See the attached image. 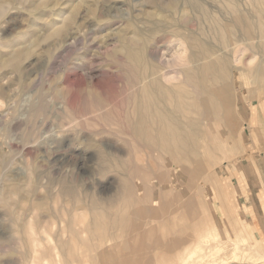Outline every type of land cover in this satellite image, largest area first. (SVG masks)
<instances>
[{"label":"rangeland","instance_id":"1","mask_svg":"<svg viewBox=\"0 0 264 264\" xmlns=\"http://www.w3.org/2000/svg\"><path fill=\"white\" fill-rule=\"evenodd\" d=\"M64 1L39 0L42 3L37 7H51L53 13L59 6H65ZM152 1L71 0L65 6L69 14L73 11V20L68 21L65 27V32L75 36L70 45L60 48L57 37L47 38L43 35V27L38 25L34 28L35 34L29 38L30 42L28 39L29 43L24 44L30 48L31 53L21 63L20 70L16 72L0 67V264L31 263L33 252L26 236L28 224L33 227L39 243L36 252L46 263L56 259L57 264L66 263L67 260L68 264H82L83 260L72 261L69 255L71 234L74 232L79 237L82 236V240L90 238L82 230V225L92 221L94 210L109 213L108 207L109 210L112 207L109 216H114L117 212L114 210L123 204L124 199L122 200V194L118 191L125 183L134 186L135 195L132 200L135 203L142 200V194L134 180L133 167L136 164L145 165L147 160L149 161V151L140 146L137 153L138 146L129 135L128 128L129 119H132L130 109L133 95L138 93L139 84H135L138 82L133 69L125 65L122 53L117 51L120 49L119 36L130 39L138 32H142L140 36L142 34L141 37L147 39L148 62L170 76L182 68L191 52L196 51L186 42L189 33L195 34L199 39L201 36V42L209 41L206 44L212 49L214 60H226L225 70L221 71L220 65H217L219 74H228L226 81L220 80L217 86L229 87L232 105L229 112H223V118L219 121L195 117L197 128L205 136L200 139L203 145L201 155H204L201 159L202 172L205 174L196 178V189L193 188L196 191L197 188L203 187L205 191L199 194L201 204L196 207L199 208L198 216L191 217L177 205L175 207V204L171 205L173 209L166 205L165 202L174 198L176 192L173 194L160 191L150 197L149 204L143 205L141 202L142 204L132 208L133 211L130 210L140 212L146 208L149 212H154L155 219L150 220L155 221L151 222L148 218L136 221L138 230L146 231L147 228V231H155L153 239L156 238L155 240H159L165 247L173 241V237H178L185 241L184 247L169 252L164 248H154L150 238L138 239L137 243L131 245L134 247L133 264H181L189 256L191 258L187 264H211L221 260L230 264L231 258V264H264V259L258 258L264 257V242L255 238V229L250 220L251 213L245 214L247 211L243 199H238L240 181L245 178H259L261 167L257 160L260 152H264V136L255 134V130H251V125L248 124L250 113H254L257 106L264 101V80H257V71L264 72V38H260V27L257 25L259 18L253 13V7L249 6L251 3L248 0H238V3L237 0H155L157 7L151 5ZM168 2L176 3V7L169 9ZM189 2L198 3L204 8L203 12L191 7ZM29 3L30 0L8 1L6 12L0 18V42L9 41L18 32L26 29L34 14L31 15L29 9L27 10ZM233 5L247 17L251 23V32L255 34H248L245 25L241 27L242 24L237 25L236 31H233V27H230L233 26L235 17L232 13ZM44 7L37 10V13L40 14ZM210 12L215 13L212 15ZM227 12L230 15H227ZM206 14L211 15L207 17ZM51 15L50 11L45 15L43 13L40 18L48 22ZM261 19L264 23V16ZM221 24L227 28L224 32L220 28ZM236 41H241L238 44L240 46L234 43ZM219 43L223 44L219 46ZM242 43L245 44L241 45ZM249 43L255 50L249 47ZM222 45L227 49H223ZM242 65H245L244 68ZM37 105H41L42 110L33 115L32 107ZM99 107L102 108L98 110ZM180 121L183 124L187 122L183 117ZM134 146L136 149L132 152ZM205 148L206 151H211V160ZM118 150L129 156L126 158L116 152ZM137 157L143 159V162L139 163ZM186 166L189 171L194 169L191 163L189 167ZM242 188L245 191L243 186ZM194 191L188 193L186 199L183 198L184 201L193 197ZM243 191L241 189L240 193ZM154 204H158V207L160 205L159 209ZM81 220L83 223L79 224ZM142 220H146V223H142ZM109 229L111 234L108 233V236L112 238L109 248L114 253V258L119 261L128 258L131 252L130 246L127 248L129 231L126 233L121 229ZM125 237L127 239H124ZM61 243L66 247V251ZM105 243L107 240H104L102 248H105ZM208 243L210 245H207ZM242 259H246V262ZM44 261H41V264L45 263ZM83 263L88 264L85 261Z\"/></svg>","mask_w":264,"mask_h":264},{"label":"bare ground","instance_id":"2","mask_svg":"<svg viewBox=\"0 0 264 264\" xmlns=\"http://www.w3.org/2000/svg\"><path fill=\"white\" fill-rule=\"evenodd\" d=\"M8 1L9 0H0V18L6 12V7H7L6 5L8 4ZM69 1H71V0H65L64 1L65 6H66V3H68ZM79 1L86 2V0H79ZM248 1L251 3V4H249V2H248L249 6L252 5V7H253V9H252L253 13L256 15V17L259 18L258 24L257 23L256 24L260 27L259 31H260V35L262 36L260 38H264V23L262 21L263 19H261L264 16V0H248ZM42 2H39V0H30V3H29V6H28L27 10L29 9V12L31 13V15L34 13L32 19L30 18L31 22L28 24L26 29H24V30L18 32V34L14 35L15 37L13 39H11L9 41L6 40V41H3V42H0V67L6 68V69H9V70H13V71H16V72L18 70H20L19 67L21 66V63L24 62L23 60L26 59L27 57H29V55L31 53L30 48L27 47V45L25 46L24 44L30 42L31 39H29V38H31L33 36V34H35L34 33V30H35L34 28H36V26H38V25L43 27V30H44V34L43 35L46 36L47 38H52L54 36L57 37V39H56L57 42H59L61 44L60 48H64L67 45H70L71 40H73V39L75 40V36H74L73 33L65 32L66 23L68 21H70V20L71 21L73 20V18H72L73 11H71L70 14H69V12H68L69 10L67 8H65V6H61V7L59 6L58 8L53 10V13H52L51 7L48 8V6H45V7L43 6L44 10L41 11L40 14H38L37 10H40L43 7H41L39 9L37 7V5L38 4L41 5ZM168 3H169V5H168L169 9H174L176 7L175 6L176 3H173V2H171V3L168 2ZM236 3H238V0H237ZM151 5L157 7L158 3L155 0H153L151 2ZM190 5H191V7L198 8L197 9L198 11L202 10V12H203L204 8L200 7V5L198 3L191 2ZM217 5L218 4H216L215 6H217ZM222 5L223 4H221V6ZM227 5H229V4L227 3ZM230 6H229V9L231 10ZM249 6H247V7H249ZM72 7H73V5H72ZM223 7H225V5ZM241 7H242V5H241ZM229 9H228V11H230ZM248 9L250 11V8H248ZM208 10H210V9H208ZM224 10L227 11V9H225V8H224ZM50 11H51V14H52L51 15V19L48 20V22L43 21V19L40 18V17H42L41 15H43V13L45 15V13H49ZM192 12H193V10H192ZM202 12H200V13H202ZM216 12H218V11H216ZM210 13L212 14V12H210ZM222 13L223 12H221V14ZM227 13H229V12H227ZM232 13H233V15H235L234 20L232 21V22H234V24H233V26L232 25L230 26V27H233V31H236L235 29H236L237 25L242 24L243 26L241 25V27L243 28L244 25H245V29H246V32L248 34L253 32V31L251 32V30H252V27L250 26L251 23L247 20V17L245 15H243L241 12H238V9H237L236 5L232 6ZM249 13L251 15H253L252 12H249ZM211 14H206V16L207 15L209 16ZM227 15H230V13L227 14ZM210 17H209V19H210ZM227 17H229V16H227ZM227 19L229 20V18H227ZM199 20H201V19H199ZM207 21H209V20H207ZM253 21H254V19H253ZM211 22H212V20L210 21V23ZM225 23H226V21L224 22V24ZM214 25H215V22H214ZM218 28H219V26H218ZM218 28H217V30H218ZM220 28H222V32L227 30V28L223 27V25ZM256 28H258V27H256ZM150 30L152 31V29H150ZM154 31H155V29H154ZM208 31L210 32V30H208ZM219 31H220V29H219ZM246 32H245V34H246ZM140 33H142V32H140ZM140 33L138 32V34H136L133 38H130V39H126L127 37L125 38L122 35L119 36L118 39H119V42H120V49H118L117 51L118 52L120 51L122 53L125 65L128 66V68L133 69V71L135 73L134 75H135L136 80H137L138 83H136L135 81L134 82H135L136 85L139 84V86H137L138 89H139L138 93L137 94L135 93V95H133L134 99L132 100L133 101V104L131 105L132 108L131 109L128 108V109L131 110L130 111V115L132 116L131 120L128 117V119H129L128 128H129V135L132 137V140L136 144V146H138L137 147L138 150H136L137 153L139 151V147L140 146L146 148V150L149 151V153H148L149 161L147 160L145 165H143V166L141 165L140 166L138 164L134 165V163H133V165H134V167H133L134 168L133 169L134 180L137 183V186H138V188L140 190V193L142 194V200L141 199H140L141 201H139V200L136 201L135 200L136 201V203H135L132 200V197H134V195H135L134 194L135 190L133 189L134 186H131V184L125 183V184H123V185H121L119 187V191H118V193L122 194V197H121L122 200L124 199L123 200V204L122 205L119 204V205H121V206H118L119 208H116V206H115V208L117 210H114V211L115 212L117 211V212L116 213L113 212V213H115L114 216H112L110 218L109 215L111 214L112 207H110V210H109V207H108V211H109L110 214L106 213V212H103V211L94 210V213L92 215L93 218L91 217L92 221H90V222L88 221L87 223H83L82 220H81V222L79 224L83 223V225H82L83 229L82 230L84 232H86L85 234H88L90 238L89 239L86 238L87 240H82L81 239L82 236L79 237L74 232L71 234V239L69 238L71 240V244H70L71 248H70V250L68 248V251H69V255L71 256V260L75 261V262L77 260L80 261V259H81V260L85 261L88 264L90 262H95L97 264H133L134 260L132 259V256H133L134 247H131V245L134 244V243H137L138 239H143V238H150V240H152V244H153L154 248H156V249L164 248L165 250H167L169 252H171L173 250H177V249L180 250L181 246L184 247L185 241L181 240L178 237H177V239H174V237H173V241L167 247H165V245L162 244L159 240H155L156 238L153 239V233L155 231L153 232V230H151V229L149 231H147V228H146V231L138 230L137 227H136V224H135L136 221L139 220V219H143V218H148L149 220L150 219H155L154 218V212H152L151 210H150L151 212H149V210H146V208H145V210L143 209L140 212L138 210H135L134 212H131V211L134 210V209L132 210V208L135 207L136 205H140L142 203H143V205L144 204L147 205L150 197L153 196V194H156V195L159 194L160 191H161V193L162 192L163 193L173 192V194H174V192H176L174 198H171L173 196V195H171V197H169L171 199L170 200H168L169 198L167 199L168 202H165V203H167L166 205H168V206L170 205L171 206V205L175 204V207L177 205L179 207V209H182L186 214L190 215L191 217H193V216L195 217L197 215V213H198L197 211L199 210V208L197 209L196 207H199L200 204H201V202L198 199L200 197L199 194L202 191H204L203 187L197 188L196 191H194L193 188H195L194 187L195 184L197 185L196 182L194 183L196 178L198 179V177H200L204 173V172H202V163H201V159L204 156V155L203 156L201 155V148H203L202 147L203 145H201L200 139L205 137V136H203V133L200 131V129L197 128L198 123H197V120H196L195 117H198V118L201 117L202 119L208 120V121H217V120L219 121V120H221L223 118L222 117V114H224L223 112L227 113L231 109L230 106L232 104H231V94H230L229 87L227 85L225 87H222V88L217 86V83L220 82V80L221 81H226V77H227L228 74L227 75H225L224 73L223 74H219V72H217L218 71V68H217L218 64L220 65V70L221 71L225 70L224 68H225V65H226V63H225L226 60H224L222 58H220L221 62L214 60V53L212 52V49L209 47V45L206 44L207 42H209V41H207L208 40L207 38L210 37L209 35H207L208 37L206 38L207 42H201V40H200L201 36H200V39H199L193 33H189L190 35L186 36V42H187L188 46L190 48H195L196 51L191 52V54L187 58L186 63H183L184 64L183 66L181 65L182 68L179 69L178 71L173 72L174 75L170 76V75H167L158 66L157 67L153 66L154 64L151 65L148 62V58L149 57H147V52H146L147 39L141 37L143 33L141 34V36H140ZM253 33L255 34V32H253ZM237 34H238V31H237ZM197 35H199V34H197ZM210 35H212V34H210ZM235 35H236V33H235ZM35 36L36 35H34V37ZM28 39H29V42L27 41ZM222 39H224V38H222ZM224 40H226V38ZM238 40H240V39H238ZM244 40H245V38H244ZM249 40H250V38H249ZM258 40H260V39H258ZM19 41H21V42H19ZM233 41H234V39H233ZM237 41L234 42V43H236L237 46H240L238 44H240V42L242 40L239 43H237ZM32 43H34V42H32ZM227 43L229 44V42H227ZM60 44H59V46H60ZM187 44H186V47H187ZM219 44H220L219 46H221V44H223V43H219ZM243 44H245V43H242L241 45H243ZM263 44H264V42H263ZM212 45H213V43H212ZM31 46H33V45H31ZM222 47H223V45H222ZM224 47H223V49H227V48H224ZM249 47H251L250 43H249ZM214 48H217V47H214ZM251 48L254 49V47H251ZM246 49H247V47H246ZM233 50H234V48H233ZM258 51H259V48H258ZM258 51L256 50V52H258ZM241 52H242V50H241ZM238 54H239V52H238ZM240 57H242V56H240ZM253 57H254V55H253ZM228 59H230V58H228ZM236 62H237V58H236ZM233 63H235V62H233ZM263 64H264V62H263ZM259 65H261V64H259ZM244 66H243V68H244ZM260 69L261 68L259 66V70ZM263 69L264 68H263V65H262V70ZM237 78H238V76H237ZM257 80L258 81L259 80L260 81L264 80V72L257 71ZM172 82H174V83H172ZM248 93H249V91H248ZM246 96H248V95H246ZM243 97H242V99H243ZM42 105H44V104H42ZM166 105H168L169 107H166ZM40 106L41 105H37V106H33L32 107V114L33 115H35L37 112L42 110ZM44 107H45V105H44ZM101 108L102 107H99L98 110H100ZM104 111H106V110H104ZM235 112H236V110H235ZM182 117L187 120V122L184 123V124H183V122L181 123V121H180ZM112 120H114V119H112ZM121 120L123 121V119H121ZM209 128H211V126ZM230 136H231V134H230ZM233 143H234V141H233ZM130 146H132V145H130ZM136 146H134V148L132 149V152L136 149ZM205 151H206V148H205ZM116 152L121 153V155L125 156L126 158L129 156V154H125L124 152H121L119 150L116 151ZM206 152H207V155L209 156L208 158L211 160L212 157L209 154L211 151H206ZM4 160H6V159H4ZM136 160L139 161V163L143 162V159H140V157H137ZM190 163L194 165V169L192 171H189L187 169V166H186V165H188V167H189ZM212 187H214V186H212ZM192 191H194V193H195L194 196L193 197L191 196L189 200L184 201L183 198L185 197V199H186V197H187L186 195H188V193H190ZM204 192H202V193H204ZM120 196H118V197H120ZM158 199H160V198H158ZM113 202H116V201H113ZM162 202H160V203H162ZM112 206H114V205H112ZM154 206L158 207V204L157 205L154 204ZM152 207H153V205H152ZM159 207H160V205H159ZM159 207H158V209H159ZM164 207L166 208L167 206H164ZM149 208L151 209V207H149ZM172 209H173V207H172ZM172 209H171V211H172ZM168 212H169V215H170L171 214L170 210H168ZM177 215H178V213H177ZM160 216H162V215H160ZM172 219H174V218H172ZM172 219H171V221H172ZM189 219H190V217H189ZM192 219L193 218H191V220ZM153 221H155V220H152L151 222H153ZM194 221H196V220H194ZM142 223H146V220H145V222H143V220H142ZM171 223H170V225H171ZM187 224H189V223H187ZM28 225H27L28 228L25 227L27 229L26 230V236H27V240H28V242H29V244L31 246L32 252H33L32 253L33 254L32 261H30L31 263H29V264H41V261H44L45 259L42 260L39 257V255L37 254L36 251H37V247H38L39 243H37V238H35L33 227L31 225L30 226H28ZM146 225H148V224H146ZM151 226H153V224ZM109 228H116L117 230L121 229V230L126 231V233L129 231L128 235H129L130 239H129L127 248H128V246H130L129 249L131 250V252L128 255V258L121 259L120 261L116 260L114 258L115 255H114L113 252H111V248H109L110 247L109 243H110V241H112L111 236H108L109 234H111V232H108V230H111ZM142 228H143V226H142ZM148 228H149V226H148ZM188 229H189V227H188ZM113 230H115V229H113ZM117 230H116V232H117ZM162 231H164V230H162ZM158 232L156 231V233H158ZM121 233H122V231H121ZM177 233L179 235H182L179 232H177ZM182 233H184V232L182 231ZM17 235H18V233H17ZM156 235L159 236L158 234H156ZM184 235H185V233H184ZM18 236H21V235H18ZM125 236H127V235H125ZM210 236L212 237L213 235L211 234ZM251 238H252V236H251ZM49 239H51V238H49ZM124 239H127V238L125 237ZM161 239H162V237H161ZM104 240H107V243H105L106 244L105 248H102L103 245H104ZM122 240H123V238H122ZM209 240H210V238H209ZM67 241H69V240H67ZM115 241H117L116 238H115ZM167 241H169V240H167ZM60 242H61V240H60ZM197 242H198V240H197ZM65 243H66V241H65ZM111 243H113V242H111ZM120 243H122V242H120ZM167 243H169V242H167ZM126 244H127V242H126ZM61 245H62V243H61ZM144 245H146V244H144ZM207 245H210V243H208ZM196 247L200 248L199 246H196ZM59 248H60V246H59ZM64 249L66 251V247H64ZM200 249H202V248H200ZM58 251H60V250L58 249ZM62 251H64V250H62ZM19 253H20V251H19ZM59 253H61V252H59ZM159 253H161V252H159ZM39 254H40V252H39ZM28 255H29V253H28ZM153 255H155V254H153ZM258 255L260 256L261 254H258ZM151 257H153V256H151ZM151 257H150V261L152 260ZM42 258H43V256H42ZM190 258H191V256H189V258L187 257V259H184L181 264H187L189 262ZM258 258H261V259L263 258L264 259L263 256L262 257H258ZM258 258H256V259H258ZM153 259H155V257ZM246 259H244V261L242 259V261L246 262L245 261ZM63 260L65 261L66 259L64 258ZM157 260H160V259H157ZM232 260H233V258H231V263H232ZM249 260L251 261L252 259H249ZM55 261H56V259L55 260H51L49 262L47 261L48 263H46V261H44V262L46 264H57L58 261H57V263ZM83 261H82V264H84ZM242 261H241V263H243ZM260 262H261V260H260ZM45 263H42V264H45ZM73 263L74 262H72L71 264H73ZM228 263H229L228 261L224 262V261L221 260V262L214 261L211 264H228ZM60 264H62V263H60ZM63 264H68V260L66 261V263H63ZM253 264H256V263L254 262Z\"/></svg>","mask_w":264,"mask_h":264},{"label":"crops","instance_id":"3","mask_svg":"<svg viewBox=\"0 0 264 264\" xmlns=\"http://www.w3.org/2000/svg\"><path fill=\"white\" fill-rule=\"evenodd\" d=\"M248 124L251 125V130H255V134L259 133L264 136V101L258 105L254 113H250ZM264 147V145H263ZM260 176L256 180L254 178L247 180L246 178L240 181L238 185V199H243L244 207L250 214V220L254 227L255 238H259L264 242V152H260ZM244 190L243 191V188ZM242 189V193L241 192Z\"/></svg>","mask_w":264,"mask_h":264}]
</instances>
